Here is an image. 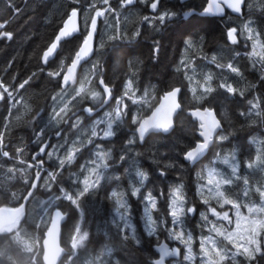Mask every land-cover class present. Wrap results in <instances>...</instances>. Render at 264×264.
<instances>
[{
    "label": "trees",
    "instance_id": "trees-1",
    "mask_svg": "<svg viewBox=\"0 0 264 264\" xmlns=\"http://www.w3.org/2000/svg\"><path fill=\"white\" fill-rule=\"evenodd\" d=\"M205 2L193 0L192 6L201 10ZM109 3L115 11L99 18L93 56L80 68L76 82L61 88L58 87L62 83L61 78L53 80L46 75L47 71L58 69L62 61L66 67L73 59L87 33L85 18L94 15V12L84 9L90 4H95L101 10L107 6L102 0H80L79 5L75 0H0V25L4 26L0 32L12 34L11 39L0 37V82L11 90V86H18L35 74V79L26 86V90L19 89V94L14 93L20 100L15 108L12 101L0 100V133L3 134L0 149L9 154L7 157L0 153V207L21 204L32 185L38 172L37 164L33 161L38 151L36 132L45 129L48 132L45 139L59 146L58 155L61 157L74 145L81 149L74 162L65 166L57 181L43 171L18 222L9 230H0V264H44L41 240L55 208H59L65 216L61 245L66 252L60 264H153L157 256L155 245L163 240L170 245H180V249L187 251L184 243L169 235L171 230L178 231L179 228L172 224V218L168 215L167 194L172 186L182 181L187 206L195 204L199 212H205L217 227L230 230L235 209L230 205L221 208L215 193L198 191L205 183L201 175L206 173L208 167L231 175V168L222 163L225 156L230 159L235 157L240 177L226 195L236 198L231 194H239L242 203L264 206L260 193L256 191L257 188L264 190V0H245V19L229 11L223 17L197 14L205 23L193 30L192 38L197 44L191 51H187L175 35L176 23L161 25L158 20V14L164 11L177 13V19H183L182 12L188 9L187 3L162 0L159 5L164 6L153 16L149 11L150 0H136L134 5L125 7H121L120 0H109ZM73 7L81 9L79 32L63 39L49 64L43 65L40 59L43 51L54 40ZM144 17L152 19L146 21ZM235 21L240 28L242 42L233 44L228 40L227 28ZM150 26L162 30L148 37L146 30ZM117 28L125 38L109 41L108 37L115 35ZM137 30L140 36L134 35ZM101 42L105 43L104 49L98 47ZM157 43L158 51H154ZM182 60H187L195 72L182 67ZM97 62L99 68L92 75V65ZM228 64L237 68L238 73L231 71ZM41 68L44 72H41ZM208 75L213 77L211 84L216 90L203 95L199 84ZM100 78L112 88L113 98L95 114H86L82 111L84 106L94 108L102 104L104 94L99 85ZM129 79L133 81V99L137 103L133 104L132 100L125 98L128 115L114 125L115 135L103 140L93 138V143L88 144L95 122L104 119L105 113H115L116 99L124 94V85ZM82 82L89 94L78 98L79 102L72 101ZM220 83L232 85L236 92H226L218 87ZM176 86L181 87V110L174 118L173 129L167 134L151 133L142 143L136 136V142L129 146L127 140L133 136L137 126L132 124L131 117L136 115L143 118L164 92ZM190 87H196L195 95ZM91 91L101 92L100 100H92ZM202 95L203 98H199ZM53 97H56L55 101ZM64 104L69 105V116L79 110L77 116L80 123L76 128L70 127L75 121L73 116L62 129V136L57 138L55 129L46 128V125L53 110H59ZM195 107L213 108L222 124L217 135L222 132L229 138L222 142L215 138L208 153L195 164H189L183 160L182 154L200 140L199 121L188 112ZM62 126L63 123L58 127ZM104 127L101 124L98 131ZM95 144L110 150L112 158L108 161L109 168L100 186L80 198L77 208L60 198L59 189L63 187L75 192L82 188L83 185L75 181L77 178L83 180L88 175ZM18 148L21 151H17ZM122 155L125 157L123 161L120 159ZM217 156L221 159L218 160ZM42 158L47 161L44 164L46 170L56 168L55 157L52 160ZM169 163L183 164V171L176 167L166 168ZM249 163L253 167H248ZM137 167L149 176L141 193L151 190L158 198L157 210L152 213L156 222V232L152 236L145 230L144 203L138 197L131 196L130 185L135 181ZM161 169L166 170V177L159 175ZM244 179H247V185ZM246 188L248 196L244 197L242 194ZM114 190L127 194V216L131 227L126 228L124 222L116 217V205L110 195ZM161 191L164 196H160ZM205 199L209 201L208 205L203 203ZM209 206L221 213L228 211L233 223L228 224L212 216L207 212ZM257 214V219L264 217V213ZM180 227L184 229L185 237L188 232L192 233V251L199 253L196 264H201L199 238L208 235L210 225L205 224L197 214L195 217H184ZM79 229L86 232L87 240L83 246L74 249L72 243ZM261 237V252L255 253V258L251 260L237 256L236 264H240V260L247 261L245 264H254L256 259L258 264H264V232ZM224 244L235 251L227 241ZM224 264L230 262L225 261Z\"/></svg>",
    "mask_w": 264,
    "mask_h": 264
},
{
    "label": "snow or ice",
    "instance_id": "snow-or-ice-1",
    "mask_svg": "<svg viewBox=\"0 0 264 264\" xmlns=\"http://www.w3.org/2000/svg\"><path fill=\"white\" fill-rule=\"evenodd\" d=\"M136 0H120L121 7L134 5ZM75 3L79 5L80 0H75ZM102 3L107 7L102 10L97 8L95 4H90L87 9L84 11L94 12V15H90L85 18V26L87 34L83 39L82 44L79 46V49L75 52L74 58L71 60L70 65L67 66L66 71L63 64V61L60 64V67L56 70L47 71L46 75L55 80L60 77L62 83L58 87L63 88L68 85L69 82H76V69L80 62L93 53V39L97 33V21L98 18L104 17L106 13L114 12L109 3V0H102ZM160 0H150L151 9L156 12ZM224 4L228 9H231L233 12L240 14L242 13V8L245 6V0H208L207 6L204 7L203 11L199 16H207L209 14L221 15L224 13V7L221 5ZM81 15V9L79 7H73L70 14L67 17V20L64 22L63 26L60 28L58 34L55 36V39L50 43V45L43 51L41 56V61L43 65H48L50 62V57H52L60 43L63 39L68 38L79 31V25L77 23L78 16ZM178 14L174 12L164 11L158 14V20L161 25L166 24V22L176 23L177 27L175 29V35L181 43L185 45L187 51H191L197 44L196 41L192 38L193 30L205 23L204 20L199 19L195 10H189L183 14V19H177ZM146 21L149 20L148 17H144ZM3 25H0V28H3ZM247 27V25L245 26ZM251 32V29H248ZM135 36H140L139 30L134 33ZM229 40L235 44L237 43V29L235 27L230 28L227 32ZM12 34L7 32H0V37L11 39ZM124 36L121 35L119 28L115 30V35L109 36V41H120ZM115 46V45H114ZM98 47L100 49L105 48V43L101 42ZM158 43L155 45L154 51H158ZM214 59V58H213ZM264 59V57H262ZM181 66L187 69H190L193 73L195 69L192 68L191 64L187 60L181 61ZM227 67L238 73V69L233 67L232 64H228ZM99 68V62L92 65L91 74L95 75L97 69ZM41 72H44V69L41 68ZM189 80L192 77H187ZM35 79V74L25 79L23 82L19 83L18 86L6 85L3 82H0V100L12 101V107L15 108L16 104L20 103V100L17 99V96L14 93H18L19 89L26 90V86L30 85V82ZM211 75H208L204 78V82L199 84V87L202 89L203 95H209L214 92L216 89L212 87ZM99 85L102 86V92L104 98L101 103H107L108 100L112 99V88L105 83L103 78L99 79ZM219 88L225 89L226 92L234 94L236 89L232 85L226 83H220ZM190 90L195 95L196 87H190ZM181 92L179 87H173L170 91L166 92L163 96V101L168 102L167 104L161 103L159 107H156L155 110L151 113L150 116L140 118L136 115L131 117V122L133 125H137L133 136L127 140L129 146L133 145L136 140L135 137L138 134L139 141L143 142L145 140L146 134L149 132H169L173 127V114L180 109V104L177 102V96ZM89 93L85 91L84 83L82 82L80 88L76 91L75 96L72 97V101H78V98L86 96ZM242 94V93H241ZM203 95L199 98H203ZM90 96L92 100H100L101 92L91 91ZM135 96V91L133 90V81L129 79L124 85V94L116 99V109L115 113H105V118L102 120H97L95 125L91 129L90 138L88 139V144L93 143V138L99 137L100 139H107L115 135L114 125L118 122H122V118L128 115V105L124 103L125 98L132 100L133 104L137 103V100L133 99ZM54 101L56 97L52 98ZM255 107V105H254ZM69 105L64 104L63 107H60L59 110H53V114L46 125V128H54V135L59 138L62 136V129L58 127L59 125L68 124L69 120L72 117H75V121L70 125L72 128H76L80 123V117L75 113L72 116H69ZM83 112L91 115L94 111L92 106H87L82 109ZM193 117L199 119V136L202 137L201 140H197L193 147L188 148L183 152V160L189 164H195L209 148L210 143L213 141V134L217 132L218 129H221V123L216 119L214 111L211 108H204L203 110L197 108L191 112ZM103 124L105 127L100 128V125ZM3 134L0 133V140H2ZM48 136V132L45 129L35 133V140L38 145V151L33 157V161L36 162L38 167L43 168L44 164L47 162L42 157H47L48 160H52L53 157L56 159V168L48 171L45 169V172L48 176L52 177L53 181H57L58 176L61 174L66 165H71L77 157V154L81 151L80 147L75 145L69 148L65 155L61 157L58 155V145L51 144L48 142L45 137ZM229 137L221 134L216 136V140L225 141ZM95 151L93 153L94 159L91 160V168L88 171V175L75 183L82 184V188H79L75 192L65 190L63 187H60V198L69 201L72 205H75L77 208L80 206V198L92 193L96 190L101 183V180L109 168L108 161L112 158L110 150H105L101 144H95ZM52 149L49 151V149ZM21 151V149H17ZM4 156H8L7 152L3 153ZM120 159L123 161L125 157L122 155ZM217 159H221L217 156ZM259 159V158H258ZM222 163L228 165L231 168V175H224L223 173L217 171L215 168L208 167L205 174L201 175V179L205 181L204 184L200 186L198 191L203 193L207 190L209 193H215L217 198V203L221 208H224L225 205H230L232 209H235V229L229 231L227 228L217 227V225L209 219V216L205 212H199L198 207L193 204L188 205L186 196L184 193V184L181 181L180 183L172 186L167 194L168 200V215L172 218V224L179 228V230H171L169 235L172 238L179 240L181 243H184L188 248V254L183 258L184 260L191 261L194 259L192 253V240L193 235L191 232L187 233L185 237V231L182 227L183 218L187 216L195 217L199 214L201 220L210 225L208 227V235L200 236V260L201 264H224L225 261L230 262V264H236L237 256H244L249 260L255 258V253L261 252L262 237L261 233L264 232V217L257 219L254 215L255 213H264V206L250 205L241 202L239 194L232 193L236 198H230L229 195H226V192H229L230 186L234 183L235 180L240 179L239 177V164L235 161L233 156L231 159L228 156L222 158ZM248 167H253L252 163L247 165ZM176 167L181 172L183 171V164H173L169 163L166 165V168ZM166 170L161 169L159 175L163 178L166 177ZM135 181L130 185L131 187V196L138 197L144 203V215L143 219L145 220V230L149 236H152L156 232L155 220L153 219V211L157 210V196L153 194L151 190L142 194L141 190L145 187V182L149 179L148 173L139 167L135 169L134 172ZM244 184L247 185V179H244ZM256 191L260 193L261 201L264 203V190L257 188ZM111 198L115 202V214L119 220L124 222V226L131 227L128 222L127 213L129 211V205L127 200V194L123 191H112ZM163 191L160 192V196H164ZM244 197L248 196L247 188L243 191L242 194ZM205 205L209 204L207 199L203 200ZM246 208L249 216H245L241 209ZM123 210V211H122ZM207 212L211 213L212 216L216 217L218 220L226 221L228 224H232L233 220L229 215L228 211L218 212L215 207L209 206ZM242 221L245 222V226L242 228ZM222 238V239H218ZM224 241H227L228 244L232 245V249L225 246ZM160 259L156 261V264H164V258L167 256H176L179 254L178 249H168L166 245L159 247Z\"/></svg>",
    "mask_w": 264,
    "mask_h": 264
},
{
    "label": "water",
    "instance_id": "water-1",
    "mask_svg": "<svg viewBox=\"0 0 264 264\" xmlns=\"http://www.w3.org/2000/svg\"><path fill=\"white\" fill-rule=\"evenodd\" d=\"M181 1H186V0H181ZM207 2H208V0H206L204 6L202 7V9H201L200 11H195V12H196L197 14H200V13L203 11L204 7L207 6ZM221 6L224 7V13H223V14H221V15H213V14H209V15H207V16H217V17H221V16H223V15L225 14L226 11H230V12H232V13H234L235 15H238V16H242V14H243V8H242V13L237 14V13L233 12L231 9H228L226 5L222 4ZM66 20H67V18L65 19V21H66ZM65 21H64V22H65ZM98 21H99V18H98ZM98 21H97V29H98ZM64 22H63V24H64ZM77 23H78L79 28H80V15H79L78 18H77ZM62 26H63V25H62ZM59 30H60V29H59ZM58 32H59V31H58ZM58 32H57V34H58ZM78 32H79V31H78ZM78 32L73 33L72 36H74V35L77 34ZM57 34H56V35H57ZM86 34H87V33H86ZM96 34H97V33H96ZM72 36H70V37H72ZM68 38H69V37H68ZM54 39H55V38H54ZM95 41H96V35L94 36V39H93V49H94V51H95ZM229 41H230V40H229ZM82 42H83V41H82ZM230 42H231V41H230ZM231 43H232V42H231ZM81 44H82V43H81ZM81 44H80V45H81ZM78 49H79V48H78ZM78 49H77V50H78ZM57 50H58V49H57ZM94 51H93L92 54H90L88 57H86L84 60H82V61L80 62V64L78 65V67H77V69H76V77H77L78 72H79L80 68L82 67V65H83L88 59H90V58L93 56ZM54 56H55V54H54L52 57H50V59H52ZM74 56H75V54H74ZM74 56H73V58H74ZM70 63H71V61H70ZM70 63H69L68 65H70ZM68 65H67V66H68ZM67 66L65 67V71H66ZM70 83H71V81L69 82V84H70ZM179 88H180V87H179ZM180 89H181V88H180ZM170 90H171V89H170ZM170 90H168V91H170ZM168 91H166V92H168ZM166 92H164V94L160 96L158 102L154 105V107H153V108L148 112V114L145 115L144 117L150 116L151 113L155 110V108H156V107H159V105H160L161 103H165V104L168 103V102H166V101H163V96L165 95ZM179 96H180V93H179L178 96H177V102L180 104ZM108 102H109V100H108ZM108 102H107V103H108ZM107 103H102L99 107L95 108L92 114H94V113H96L97 111L101 110V109H102ZM85 107H87V106H85ZM83 108H84V107H83ZM197 108L203 110L204 108H210V107H195V108L189 109V111H188L189 114L191 115V112L194 111V110L197 109ZM211 109L214 111V114H215L216 119H218V120L220 121V119L218 118V116H217L216 113H215V110H214L213 108H211ZM180 110H181V104H180V109H178V110L173 114V117H172V119H173V127H174V118H175V116L177 115V113H178ZM78 112H79V111H76V112H74V113L76 114V113H78ZM191 116H192V115H191ZM192 118L195 119V120H198V121H199V119L196 118V117H193V116H192ZM220 123H221V121H220ZM136 127H137V126H136ZM173 127H172V129H173ZM172 129H171V130H172ZM221 129H222V124H221ZM221 129H218L217 132L213 134V141L210 143L209 148H208V150L206 151V153L204 154V156L208 153L209 149L211 148V146H212L213 143H214V140H215L217 134L219 133V131H220ZM171 130H170V131H171ZM170 131H169V132H170ZM169 132H167V133H169ZM151 133H158V132H149L148 134H146L145 138H146L149 134H151ZM160 133L167 134V133H164V132H160ZM136 136H137V138H138V140H139L138 134H137ZM199 137H200V136H199ZM201 139H202V137H200V140H201ZM47 141H48V139H47ZM139 142H140V141H139ZM140 143H142V142H140ZM35 155H36V154H35ZM204 156H202V157L200 158V160H201ZM200 160H198V161H200ZM198 161H197V162H198ZM37 170H38V172H37V174H36V176H35V178H34V180H33V182H32V185H31L30 189L28 190V192L26 193V195L24 196V198H23L21 204H19L18 206H13V207H12V206H1V207H0V230H1L4 226H6V225H10V224L14 223V222H15V221H16V220H17V219H18V218L24 213V211H25V209H26L27 201H28V199L30 198V195H31L33 189L35 188L36 184L38 183V181H39V179H40V177H41V175H42V173H43V171H44L45 169H44V167L41 168V167H38V166H37ZM63 222H64V214H63V212H62L59 208H55V209H53V211L51 212V215H50L49 222H48V224H47V227H46V229H45V231H44V234H43V237H42V240H41V247H42V254H43V261H44V264H60V261L62 260L64 254H65V252H66L65 248L61 245V231H62V224H63ZM162 245H166L170 251L172 250L171 247H170V245H169L166 241H162V242L156 244V245H155V249H156V252L158 253L159 257L155 260V264H156V261L160 259V255H161V254H160V252H159V247L162 246ZM173 249H178V248L175 247V248H173ZM170 257H173V256L170 255V256H167V257L164 258V264H166V263H165V259L170 258Z\"/></svg>",
    "mask_w": 264,
    "mask_h": 264
},
{
    "label": "flooded vegetation",
    "instance_id": "flooded-vegetation-1",
    "mask_svg": "<svg viewBox=\"0 0 264 264\" xmlns=\"http://www.w3.org/2000/svg\"><path fill=\"white\" fill-rule=\"evenodd\" d=\"M160 1H162V0H160ZM180 3H182V4H184V3H187V5H188V9H186V10H191V9H194V7L192 6L193 5V0H187V1H181V0H178ZM191 2H192V4H191ZM149 6H150V3H149ZM164 5H162V6H160V5H158V8H157V10H159L160 9V7H163ZM171 6V5H170ZM156 10V11H157ZM186 10H184V11H186ZM149 11L151 12V16H153L154 15V11L151 9V6H150V8H149ZM183 11V12H184ZM182 12V13H183ZM230 12V11H229ZM243 12H244V10H243ZM232 13V12H231ZM233 15H235L234 13H232ZM225 15V14H224ZM223 15V16H224ZM246 14L245 13H243L242 14V16H238V15H235V16H237V17H239L240 19H245V16ZM223 16H221V17H223ZM209 17H215V16H209ZM152 18H149V20H151ZM237 25L238 24H236V21L234 22V23H232L228 28H227V32H228V30L230 29V28H233V27H235L236 29H237V42H239L240 41V43L242 42V40L240 39V37H239V31H240V28L239 27H237ZM162 29L161 28H152L151 26L149 27V28H147V30H146V35L148 36V37H153L156 33H159L160 31H161ZM228 36V35H227ZM228 40H229V38H228ZM230 42V41H229ZM231 43V42H230ZM65 125L66 124H63V126H62V128L61 129H63L64 127H65ZM175 246H177V248L179 249V254L178 255H176V256H173V257H170V258H167V259H165V263L166 264H196V257H197V255H199V253H197V252H194V251H192V253H193V256H194V259L193 260H191V261H188L187 260V262L186 261H184V256L185 255H187L188 254V251H185V250H183V249H180V245H175ZM171 247H174L173 245H171ZM159 257V255L157 254V256H156V258L153 260V264H155V260L157 259ZM258 260L256 259V261H255V263L254 264H258V262H257ZM245 263H247V261H245V260H240V264H245Z\"/></svg>",
    "mask_w": 264,
    "mask_h": 264
},
{
    "label": "rangeland",
    "instance_id": "rangeland-1",
    "mask_svg": "<svg viewBox=\"0 0 264 264\" xmlns=\"http://www.w3.org/2000/svg\"><path fill=\"white\" fill-rule=\"evenodd\" d=\"M258 1V0H257ZM251 18L252 17H254V16H250ZM233 190V188L231 189V191ZM258 206V205H257ZM241 212L245 215V216H249L250 214L247 212V210L245 209V210H241ZM251 215H254L256 218L258 217V214L257 213H255V214H251ZM235 219H236V217H235V212H234V223H233V227L231 226V229L229 230V231H231V230H233V229H235ZM18 222V220L15 222V223H13V224H10V225H7V226H5L4 228H3V230H9L13 225H15L16 223ZM242 223V228L245 226V222L244 221H242L241 222ZM86 232L83 230V229H79L78 231H77V233H76V235H75V237H74V240H73V243H72V246H73V248L74 249H76V248H78V247H81V246H83L85 243H86ZM187 247V246H186ZM188 251V250H187ZM263 262H261V264H262Z\"/></svg>",
    "mask_w": 264,
    "mask_h": 264
},
{
    "label": "bare ground",
    "instance_id": "bare-ground-1",
    "mask_svg": "<svg viewBox=\"0 0 264 264\" xmlns=\"http://www.w3.org/2000/svg\"><path fill=\"white\" fill-rule=\"evenodd\" d=\"M187 1V0H186ZM191 10H195V11H200V10H197V9H191ZM189 10H186V11H184L183 13H182V15L185 13V12H188ZM199 15V14H198ZM99 22V21H98ZM98 30V29H97ZM176 87H180V86H176ZM181 88V87H180ZM88 106V105H87ZM85 107V106H84ZM97 107H99V106H97ZM97 107H94V109L95 108H97ZM83 109V108H82ZM76 111H79V110H76ZM75 111V112H76ZM98 112V111H97ZM74 113V112H73ZM79 113V112H78ZM78 113H76V115L78 114ZM86 114H88V113H86ZM95 114V113H94ZM91 115H93V114H91ZM53 211V210H52ZM64 219H65V216H64ZM66 250V249H65Z\"/></svg>",
    "mask_w": 264,
    "mask_h": 264
}]
</instances>
